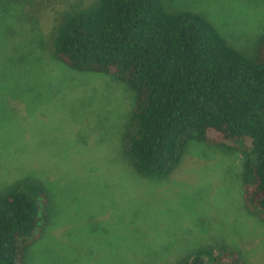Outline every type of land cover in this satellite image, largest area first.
<instances>
[{
  "label": "rangeland",
  "instance_id": "obj_1",
  "mask_svg": "<svg viewBox=\"0 0 264 264\" xmlns=\"http://www.w3.org/2000/svg\"><path fill=\"white\" fill-rule=\"evenodd\" d=\"M93 1L0 0V191L39 179L51 212L24 264H172L223 241L242 264H264V223L240 205L239 150L189 141L168 175L137 174L124 138L131 91L55 56L63 15ZM163 3L201 13L240 52L264 33V0Z\"/></svg>",
  "mask_w": 264,
  "mask_h": 264
},
{
  "label": "trees",
  "instance_id": "obj_2",
  "mask_svg": "<svg viewBox=\"0 0 264 264\" xmlns=\"http://www.w3.org/2000/svg\"><path fill=\"white\" fill-rule=\"evenodd\" d=\"M64 15L55 56L132 93L124 138L135 172L168 175L189 141L239 150L240 205L264 223V33L251 53L240 52L204 15L168 10L163 0H95ZM43 183L24 177L0 191V264H24L45 234ZM240 254L214 242L172 264H242Z\"/></svg>",
  "mask_w": 264,
  "mask_h": 264
}]
</instances>
